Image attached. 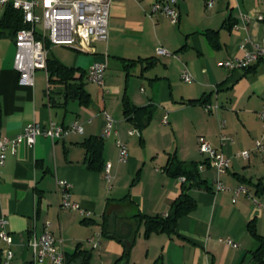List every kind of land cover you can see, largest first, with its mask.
<instances>
[{"label":"crops","instance_id":"0c3cea01","mask_svg":"<svg viewBox=\"0 0 264 264\" xmlns=\"http://www.w3.org/2000/svg\"><path fill=\"white\" fill-rule=\"evenodd\" d=\"M155 1L112 0L108 38L95 42L94 52L50 45L54 56L86 74L94 60L106 56L104 84L85 85L91 95L88 106L76 100L63 103L58 95L50 101L45 69L34 71L32 85L21 84L13 66L14 34L0 29V137H14L32 121L79 120L84 127L82 133L38 136L32 145L23 141L15 152L7 150L0 168V215L7 219L15 264H51L33 261L28 245L45 221L62 238L65 256L80 248L90 255L88 264H120L116 261L125 243L103 234V216L108 233L124 234L123 223L135 210L118 201L127 194L144 214L167 213L184 181L166 171L171 156L197 163L204 184L188 189L196 204L171 234L144 237L142 226L126 264H258L254 252L264 242V150L255 149V140L264 136L258 117L264 106V61L246 69H227L219 62L241 57L253 44L264 46V18L258 19L264 16V0H215L211 8L205 0H177V22L152 12ZM4 8L0 4V18ZM240 12L252 18L244 24ZM207 30L216 31L215 41L205 35ZM123 58L137 62L126 70ZM183 70L192 75L191 82L180 78ZM125 97L145 106L146 113L127 118ZM199 98L205 101L189 102ZM104 112L115 120V132L104 138L103 147L104 160L112 163L110 183L103 171L87 168L82 145L102 135ZM132 128L140 134H129ZM199 136L229 158V168L220 175L229 189L215 190L216 170L198 150ZM116 139L128 147L125 162L117 159ZM243 150L249 151L248 158L240 155ZM58 179L70 182V199L79 209L60 207ZM239 185L259 203L245 194L233 201L232 190Z\"/></svg>","mask_w":264,"mask_h":264},{"label":"built area","instance_id":"2783aa9c","mask_svg":"<svg viewBox=\"0 0 264 264\" xmlns=\"http://www.w3.org/2000/svg\"><path fill=\"white\" fill-rule=\"evenodd\" d=\"M214 2L215 0H205L206 8H211ZM111 3L112 0H0L1 5L11 4L14 8L21 10L23 21L26 23V26L18 29L14 36L13 66L19 74V82L32 85L34 71L36 69L46 70V40L51 44L69 45L78 50L94 52V43L106 41L108 38ZM176 4L177 0H157L152 4L151 11L161 12L172 22H177L179 11ZM240 16L244 24L252 18V15L248 13L240 12ZM262 18L264 16L258 15V19ZM160 52L165 53L166 51L161 50ZM258 61H264V46L253 44V49L245 50L241 57L224 59L219 62V65L227 69H246ZM106 65V56L102 60H94L88 68L87 80L102 86ZM180 78L185 82L192 81V75L187 70L181 72ZM104 117L105 125L102 136L106 138L115 132V120L107 112H104ZM258 117L264 125V106L258 112ZM162 121L166 122V116L163 117ZM83 130V124L79 120H74L68 124L54 120H49L47 124L37 121L28 122L22 131L14 137H0V168L5 163L7 150L11 149L12 152H15V147L20 142L25 141L32 145L38 136L57 139L70 132L82 133ZM128 133L140 134L135 128L129 129ZM224 137L222 135V138ZM197 140L198 150L207 155L209 164L216 170L215 190L229 189L220 179V175L230 166L229 158L222 151L214 148L203 136H199ZM116 146L118 161H127L128 147L126 143L116 139ZM255 149L264 150V136L255 140ZM240 155L248 158L249 151L243 150ZM111 167V161H106L103 176L108 183L112 180ZM57 184L60 190V207L68 210L79 209V203L70 199V182L66 179H58ZM232 192L233 201L238 195L245 194L255 203H259V200L243 185L236 186ZM219 240H225L232 246L237 245L231 239L219 238ZM0 241L4 244L3 248H7L8 251L7 264H15L12 236L7 229V219L2 215H0ZM61 244L62 238H57L52 233L49 221H45L40 232L33 235L28 241L33 253V261L49 260L51 264H65L66 256Z\"/></svg>","mask_w":264,"mask_h":264},{"label":"trees","instance_id":"16d2710c","mask_svg":"<svg viewBox=\"0 0 264 264\" xmlns=\"http://www.w3.org/2000/svg\"><path fill=\"white\" fill-rule=\"evenodd\" d=\"M26 23L23 21L22 12L14 8L11 4H6L3 14L0 18V29H8L14 34L18 29L25 27ZM205 35L211 41L216 40V31L207 30ZM51 43L46 40L45 46L47 48L46 57V74L48 84V98L50 101L55 100V96L61 97L63 103L69 100H76L79 104L88 106L91 102V95L86 89L87 74L80 68L69 66L59 60L50 52ZM137 60H130L123 58V66L128 70ZM204 98L192 99L189 102H204ZM145 106H136L132 104L128 98L123 100L124 115L129 119H136L138 116L146 113ZM85 147L84 162L87 168L96 171H103L105 160L103 157L104 137L102 135L90 136L82 142ZM196 162H184L171 156L166 165V171L172 176H183L182 189L179 195L171 202L169 211L166 214L147 215L142 213L139 208L133 203L129 195L118 199L124 205H131L135 210L126 217L123 223L127 231L122 233H108L105 226V219L103 216L102 232L104 235L116 238L120 241L126 240L124 252L116 262L126 264L130 254V248L133 244L140 228L143 226L144 237H149L153 232H165L171 234L174 232L176 224L181 216L191 211L196 202L194 198L188 193V189L192 186H200L204 181L200 178L196 169ZM259 239V235H256ZM1 250V249H0ZM1 257V253H0ZM90 255L83 249H76L73 253L66 254L65 264L72 260L78 261V264H88ZM254 257L258 264H264V242L261 241L260 247L254 252ZM1 260V258H0ZM25 264H31L27 262ZM154 264H163L162 262H155Z\"/></svg>","mask_w":264,"mask_h":264},{"label":"bare ground","instance_id":"6f19581e","mask_svg":"<svg viewBox=\"0 0 264 264\" xmlns=\"http://www.w3.org/2000/svg\"><path fill=\"white\" fill-rule=\"evenodd\" d=\"M1 255H2V259H3L4 264H7V261H8V251H7V248H2L1 249Z\"/></svg>","mask_w":264,"mask_h":264},{"label":"rangeland","instance_id":"374dc122","mask_svg":"<svg viewBox=\"0 0 264 264\" xmlns=\"http://www.w3.org/2000/svg\"><path fill=\"white\" fill-rule=\"evenodd\" d=\"M70 50V49H69ZM87 83H88V81H87ZM93 86V84H90V82L87 84V87L88 88H91Z\"/></svg>","mask_w":264,"mask_h":264},{"label":"water","instance_id":"95a60500","mask_svg":"<svg viewBox=\"0 0 264 264\" xmlns=\"http://www.w3.org/2000/svg\"><path fill=\"white\" fill-rule=\"evenodd\" d=\"M124 243H125V245H127V241L126 240H124Z\"/></svg>","mask_w":264,"mask_h":264}]
</instances>
